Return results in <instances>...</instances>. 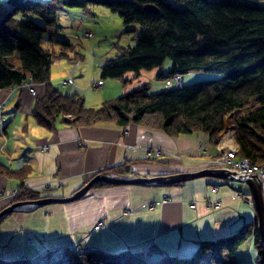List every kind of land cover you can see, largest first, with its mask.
<instances>
[{
    "label": "trees",
    "instance_id": "16d2710c",
    "mask_svg": "<svg viewBox=\"0 0 264 264\" xmlns=\"http://www.w3.org/2000/svg\"><path fill=\"white\" fill-rule=\"evenodd\" d=\"M10 1L11 11L0 18V88L21 86L30 80L43 83V94L35 96L31 110L38 125L55 129L60 122L75 127L108 120L120 125L134 122L164 131L170 137L206 133L210 143H215L231 128L238 148L237 159H249L258 166L264 164V1ZM93 4L116 11L124 25H139L134 43L123 46L116 42L114 47L119 52L99 66L103 79H122L124 86L131 84V89L97 106L87 105L80 92H62L51 82L54 60L66 57L74 62L77 55L70 56L66 49L57 50L47 43L54 33L48 26L56 19L60 7H79L89 12ZM146 4L157 6L159 12L145 11ZM31 13L44 23L30 17ZM62 42L72 49L70 42ZM15 51L20 65L11 62ZM169 57L171 68L164 72L163 64ZM153 69H157L156 77L164 80L175 73L185 76L196 70L218 76L191 83L183 81L179 86L166 85L159 91H148V83H134L135 79L127 76L132 73L137 78L141 71ZM255 100L259 106L248 110V104ZM244 109L247 111L242 114ZM229 113H233V120L228 126L225 116ZM6 132L5 127L3 136ZM32 170L27 163L12 167L0 150V176L17 180L19 184L13 202L45 197L40 190L23 188L24 179ZM100 172L121 176L132 171L122 163ZM111 185L100 181L93 187ZM256 221L255 225L251 222L220 239L200 241L189 257L162 252L160 259H152V249L114 253L66 249L67 264H239L236 252L252 236L258 254L256 261L264 264V243ZM0 264L38 263L30 257H18L0 259Z\"/></svg>",
    "mask_w": 264,
    "mask_h": 264
},
{
    "label": "crops",
    "instance_id": "0c3cea01",
    "mask_svg": "<svg viewBox=\"0 0 264 264\" xmlns=\"http://www.w3.org/2000/svg\"><path fill=\"white\" fill-rule=\"evenodd\" d=\"M69 72L73 75L72 68ZM156 74L153 69L141 71L137 78H132V73L127 76L135 79L134 83L149 84L152 79H162ZM92 77L93 84L96 80L101 81L98 87L105 85L96 74ZM131 87L123 85L122 89L125 92ZM36 90L42 95L44 84H36ZM85 91L87 100L92 96L87 105L97 106L105 100L89 87ZM35 98L24 85L0 88V108L7 119L6 136L0 137L4 150H0L12 167L29 164L33 170L25 177L23 188L40 190L44 196H69L92 175L122 163L130 167V175L153 176L206 168L210 155L215 154L210 146L209 155L198 149L211 144L206 133L170 137L134 122L120 125L108 120L76 127L60 122L49 129L38 125L31 115ZM152 147L163 155L147 158L145 151ZM18 185L17 180L0 176V211L13 203V196H7L6 191H14ZM215 186L217 191H213ZM248 189L242 181L236 184L212 177L164 186L93 187L80 200L6 214L0 219V259L30 257L36 262L51 250L69 249L75 243L110 253L152 249V259H160L162 252L189 257L200 241L220 239L251 222L255 225L258 214L255 203L246 201L253 199ZM209 201L219 202L220 207H207ZM102 221V227L94 229ZM236 255L239 264H259L253 236L242 243Z\"/></svg>",
    "mask_w": 264,
    "mask_h": 264
},
{
    "label": "rangeland",
    "instance_id": "374dc122",
    "mask_svg": "<svg viewBox=\"0 0 264 264\" xmlns=\"http://www.w3.org/2000/svg\"><path fill=\"white\" fill-rule=\"evenodd\" d=\"M11 9L12 3L10 2V0H2L0 2L1 16L7 15V13L11 11ZM30 17H32L39 23H44V20L36 16L35 14L31 13ZM48 29L54 33L52 34L51 40L47 41V43L55 47V49L57 50L66 49L70 56H73V54L77 55L76 60H79L81 64V67L78 69L79 71L77 72L76 69V73L74 72L75 74L72 75L69 72V69L73 68V62L71 60L66 57L54 60L51 67V82H54L62 92H80L84 96L86 104L88 101L92 100L91 95H89L88 100L86 99L87 91H85V89L87 87H89V90L91 92H98L101 97H105V100L110 97H117V95H120L124 92V90L122 89V86L124 84L123 80L119 78H108L106 80L103 79L101 77V69L99 68V66L104 64L106 60L114 58L119 52L117 47H114L116 42L123 46H126V44L134 43V37L136 33L139 32V25H124L121 16L116 11L113 12L106 5L93 4L89 12L79 7H60L57 11L56 19L50 23ZM131 29H136V31H133ZM89 32L91 33V35L86 37L85 34ZM63 40L70 42L72 45V49L65 45L62 42ZM11 62L20 65L18 54L16 51L11 55ZM171 62L172 60L170 57L165 60L163 64L164 72H168L170 70ZM193 73L194 74H192L191 76H188L187 74L185 75V83H191L192 81L201 80L202 78H213L218 76L213 73L211 74L198 70ZM95 74L100 80L106 82L103 87H98L97 85L95 86V84H93L92 76ZM68 77L72 78L73 81L75 79L76 82L69 85H64L63 80L68 79ZM152 80L154 81L151 82L150 80L147 87L148 91H159L164 86H166V84L163 83V79ZM110 81L111 83L116 84L106 85ZM94 82L96 83L97 81L95 80ZM75 88L77 90H73ZM257 106H259L257 100L251 101L248 104L247 109H254L257 108ZM247 109L242 110V114H245ZM232 114L233 113H229L225 116L226 124L228 126L232 124ZM222 141L224 140H222L221 135L218 140L215 141V143L203 145L206 146L205 151L200 148L201 145H199L198 149L200 150L202 155L205 156L206 154L209 155L211 153V151L208 150L210 146L212 148V153H215L214 155H210V160H212V158L216 157L217 153H222L219 149V144ZM231 144L232 143L229 142V145ZM0 149H2V151L4 150L3 148ZM213 150H215V152H213ZM231 181L236 184L240 183V181ZM40 260H44V257L37 259L36 262H40Z\"/></svg>",
    "mask_w": 264,
    "mask_h": 264
},
{
    "label": "water",
    "instance_id": "95a60500",
    "mask_svg": "<svg viewBox=\"0 0 264 264\" xmlns=\"http://www.w3.org/2000/svg\"><path fill=\"white\" fill-rule=\"evenodd\" d=\"M144 10L156 14L159 12V8L151 4H146ZM200 177H212L218 178L221 180H237L245 181L249 186V189L252 191L253 201H255V208L257 211V230L259 237L262 243H264V196L261 190V184L258 180L249 177L248 179H243L241 176H237L235 172L224 169V168H215L207 166L206 168L198 169L196 171H185V172H174L169 174H156L153 176L147 175H116L114 173L105 174L98 173L94 175L88 182L79 187V190L75 191L69 196L66 197H54L47 195L42 198H37V200H16V202L11 203L0 211V219L5 217L6 214L12 213L16 210H27L28 208H37L39 206H47L48 204L56 203H69L70 201L80 200L90 189L93 188V185L102 181L107 184L113 185H175L176 183H183L188 180H194Z\"/></svg>",
    "mask_w": 264,
    "mask_h": 264
},
{
    "label": "built area",
    "instance_id": "2783aa9c",
    "mask_svg": "<svg viewBox=\"0 0 264 264\" xmlns=\"http://www.w3.org/2000/svg\"><path fill=\"white\" fill-rule=\"evenodd\" d=\"M91 33H86L85 36H90ZM79 67V62H74L73 63V68L72 71L73 73L76 72V69ZM184 76L180 73H175L172 76H170V78H167L165 80V84L166 85H170V84H175V85H181L182 80H183ZM64 85L70 84L72 83V79H66L63 80ZM24 86H27L29 93L33 94L34 96L37 95L36 92V84L33 83L31 80L30 81H26L23 83ZM97 85H101V81L97 82ZM3 111L4 108L1 107L0 108V137H4V125L6 123V116L3 115ZM226 139L229 140V142H231L232 144L227 146L226 149H220L221 150V154L217 153L216 157L212 158L211 160V166L215 167V168H224V169H229L233 172L236 173V175L241 176L244 180L248 179L249 177L254 178L255 180H258L261 184V190H262V194L264 196V164L262 165H255L253 164L249 159H245V158H238L237 159V152H238V148H237V144L234 138V130H232L231 128L226 130V132L224 134H222V140L226 141ZM222 141V142H224ZM3 148V147H2ZM200 148L202 150L205 151L206 146L201 145ZM230 148V149H228ZM146 157L149 159L152 158H160L163 155V152L158 149V148H147L146 151ZM245 182V181H244ZM218 187H214L213 191H217ZM17 188L14 191H6V195L7 196H15V193L17 192ZM246 201H248L249 205L254 204L253 199H246ZM151 207H154L153 204L150 205ZM207 207L210 208H215L218 209L220 207V203L218 202H214V201H209L207 204ZM103 221L97 223V225L94 227V229H99L100 227H102L103 225ZM69 249H73L75 251H89L88 248L81 246L77 243L72 244L71 247ZM69 261V255L66 252V249L61 248V249H55V250H51L47 257H44V260H40V262H38V264H44V262H47V264H67Z\"/></svg>",
    "mask_w": 264,
    "mask_h": 264
},
{
    "label": "bare ground",
    "instance_id": "6f19581e",
    "mask_svg": "<svg viewBox=\"0 0 264 264\" xmlns=\"http://www.w3.org/2000/svg\"><path fill=\"white\" fill-rule=\"evenodd\" d=\"M227 146H229V140L228 139H226V141L221 142L219 144V149H226ZM44 264H47V262H44Z\"/></svg>",
    "mask_w": 264,
    "mask_h": 264
}]
</instances>
